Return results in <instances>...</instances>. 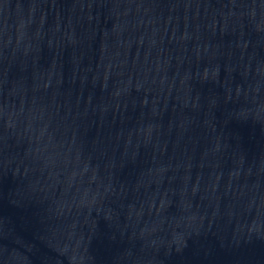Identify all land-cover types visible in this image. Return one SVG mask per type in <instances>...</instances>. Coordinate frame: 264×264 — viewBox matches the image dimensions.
Returning <instances> with one entry per match:
<instances>
[{"label": "water", "instance_id": "water-1", "mask_svg": "<svg viewBox=\"0 0 264 264\" xmlns=\"http://www.w3.org/2000/svg\"><path fill=\"white\" fill-rule=\"evenodd\" d=\"M0 264H264V0H0Z\"/></svg>", "mask_w": 264, "mask_h": 264}]
</instances>
